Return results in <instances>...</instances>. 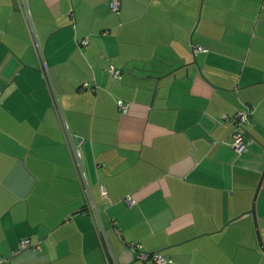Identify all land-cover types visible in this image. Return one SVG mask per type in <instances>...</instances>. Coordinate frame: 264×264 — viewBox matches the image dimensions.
<instances>
[{
  "label": "crops",
  "instance_id": "0c3cea01",
  "mask_svg": "<svg viewBox=\"0 0 264 264\" xmlns=\"http://www.w3.org/2000/svg\"><path fill=\"white\" fill-rule=\"evenodd\" d=\"M109 1L28 0L45 77L0 0V264H264V0Z\"/></svg>",
  "mask_w": 264,
  "mask_h": 264
},
{
  "label": "built area",
  "instance_id": "2783aa9c",
  "mask_svg": "<svg viewBox=\"0 0 264 264\" xmlns=\"http://www.w3.org/2000/svg\"><path fill=\"white\" fill-rule=\"evenodd\" d=\"M18 9L20 10L24 24L26 26V29L29 34L30 42L33 46V49L36 53L39 68L42 71L43 75L45 77H48V66L45 60L44 56V49L41 47L37 40V34L35 30L34 20L32 17V13L29 7L28 0H15ZM109 5L113 11H118L119 9V0H110ZM78 43L81 45H85L88 43V38L83 37L80 40H78ZM204 48H202L199 45L193 46V52H199L203 51ZM107 73L111 75L112 78L118 79L121 76V69L115 67L114 65L110 64L106 68ZM90 88L91 90H95V85L89 86L88 82L85 81L81 85V89H87ZM54 100H57L56 94H53ZM117 104L122 113H125L128 109V103L124 102L121 99H117ZM254 111V106L251 104H245L243 108H240L236 110L232 114H222L221 119L224 121H228L233 125L232 133H231V147L240 154L243 151L244 148V125L249 122V118L252 115ZM65 132H67L68 135H71L69 132L67 126L64 124ZM79 140V142H81ZM70 147V153L72 160L75 165L80 166L81 164V150L79 148V145H75L71 143L69 145ZM100 193L101 196L107 201L110 202L108 198V193L106 190V187L103 184H100ZM126 202L130 205L134 203L133 198L130 195H127L125 197ZM116 228V226H115ZM117 229V228H116ZM127 246H129L133 251L135 255V259L141 261L143 264H168L171 261V258L169 256L163 255L159 251H149L145 250L142 246V244L138 241H126L125 242ZM27 248H34V249H40V242H33L31 237H24L21 238L18 241V244L16 248L13 250V254L18 253L24 249ZM3 261V258H0V262Z\"/></svg>",
  "mask_w": 264,
  "mask_h": 264
},
{
  "label": "water",
  "instance_id": "95a60500",
  "mask_svg": "<svg viewBox=\"0 0 264 264\" xmlns=\"http://www.w3.org/2000/svg\"><path fill=\"white\" fill-rule=\"evenodd\" d=\"M260 184H261V180L259 181V184H258V186H257V188H256V194H255V196L257 195V192H258V190H259ZM252 212H253V214H254V205H252ZM254 220H255V219H254ZM255 226H256V232H257V234H258V228H257L256 221H255ZM258 240H259V244H260V246H261L262 248H264V244H262L259 234H258Z\"/></svg>",
  "mask_w": 264,
  "mask_h": 264
}]
</instances>
